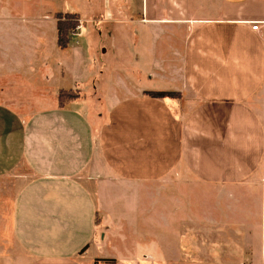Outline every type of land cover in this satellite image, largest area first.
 <instances>
[{
    "label": "crops",
    "instance_id": "0c3cea01",
    "mask_svg": "<svg viewBox=\"0 0 264 264\" xmlns=\"http://www.w3.org/2000/svg\"><path fill=\"white\" fill-rule=\"evenodd\" d=\"M37 1L0 7V264H264V0H123L66 49Z\"/></svg>",
    "mask_w": 264,
    "mask_h": 264
},
{
    "label": "rangeland",
    "instance_id": "374dc122",
    "mask_svg": "<svg viewBox=\"0 0 264 264\" xmlns=\"http://www.w3.org/2000/svg\"><path fill=\"white\" fill-rule=\"evenodd\" d=\"M2 1L3 0H0V7H1ZM23 1L24 2H21V0H7V5H11L12 8L15 11H17L18 13L22 12V10L24 9L23 8L24 6L26 8V11L23 10V13L28 14L30 9H31L32 13L35 12V11H33V7H32L33 5H35V2L30 3L31 0H23ZM37 7H38L39 15H45V16L53 15L54 18H55V15L57 13L66 14L64 12H60V11H64L65 8L70 10V11L74 10V11L80 12L81 16L84 19L85 18L86 19L84 20L80 16V25L77 27L78 31L76 28L71 34L72 37L70 36V39L71 38L73 39V36H75V34H76V36L79 37L81 35L82 31L84 30L83 26H87V25H90V27L92 28L91 35L94 34L97 36V13L98 12L103 13L106 15V17L109 18L112 16V13H111L112 8L117 7L119 10L118 12L123 14V12H125L123 10L126 9L127 5H125L123 0H38L37 1ZM119 30L120 29L117 30L118 34H119ZM122 35H123V33H122ZM84 37L86 39V36H84ZM109 41L110 40H108L106 38V42H105L106 46H109V44H108ZM119 42H120V40H119ZM94 44L95 45H93V46H94V50L96 52L97 51L96 50L97 43L94 42ZM115 44H117L116 40H115ZM118 47H122V45L119 44ZM62 90H66V89H62ZM25 94H28V93H25ZM32 94H33V96H36L37 99H41V100H47V99L51 100L55 96V93L53 94V92L45 90L42 87L39 88V91L34 92ZM6 95H9L11 98H13L12 93L4 92V93H0V99L4 100L7 97ZM58 95L59 94H57V100H58ZM81 96H82V92H81ZM5 102H9L13 105H16V103L13 101L5 100ZM16 106H18V105H16ZM42 106L43 105L36 107V108L33 107V108H35L34 110H36V109L42 108ZM87 110H88L90 116H93L92 114H93V111H95V109L88 107ZM98 113H99V110L97 109V114ZM252 234L250 236L247 235L246 238L252 240L253 239ZM189 241H190V239L188 236L187 237L183 236V238L181 240L182 244H178L176 247V250H177V248L180 245V249L182 250L181 255L184 257L183 259H185V261H180L181 258H179V261H169V262H166V264H206L207 262H205L201 259L203 257L200 256L201 255L200 253H197L198 256H196V253H194L195 258L191 257V255H190L191 245H190ZM141 242L143 243L142 245H144L143 246L144 249L142 252L148 256L147 262L152 263V264H157V262H156L157 247H156V244H153V243H156V238H153V239L150 237H149V239L143 238L141 240ZM246 248H247V251L252 250V249L257 250V246L253 247L252 244H246ZM180 249H178V250H180ZM168 252L169 253H167V254H169V255H167V258L173 259L174 257H173L172 253L174 252V248L171 247ZM253 253H254V251H253ZM256 253H257V251H255V254ZM249 254L251 255L252 252L251 253L249 252ZM250 259H251V261L249 262V264H258L256 260L254 261L253 257L250 256Z\"/></svg>",
    "mask_w": 264,
    "mask_h": 264
},
{
    "label": "trees",
    "instance_id": "16d2710c",
    "mask_svg": "<svg viewBox=\"0 0 264 264\" xmlns=\"http://www.w3.org/2000/svg\"><path fill=\"white\" fill-rule=\"evenodd\" d=\"M55 19L57 20L58 46L61 49H66L70 44L72 32L80 25V15L76 12L57 13ZM147 94L155 98H175L180 96L178 93L173 92H149ZM80 98L81 91L79 89L61 90L58 95L60 107H64Z\"/></svg>",
    "mask_w": 264,
    "mask_h": 264
},
{
    "label": "built area",
    "instance_id": "2783aa9c",
    "mask_svg": "<svg viewBox=\"0 0 264 264\" xmlns=\"http://www.w3.org/2000/svg\"><path fill=\"white\" fill-rule=\"evenodd\" d=\"M252 29L254 31H258L259 33H261L263 35V38H264V21L263 22L254 23ZM77 31H78V28H77Z\"/></svg>",
    "mask_w": 264,
    "mask_h": 264
}]
</instances>
